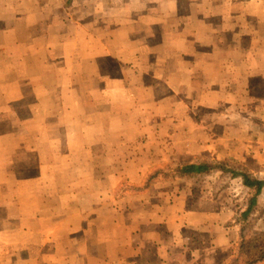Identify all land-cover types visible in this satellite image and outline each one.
Listing matches in <instances>:
<instances>
[{
    "label": "crops",
    "instance_id": "0c3cea01",
    "mask_svg": "<svg viewBox=\"0 0 264 264\" xmlns=\"http://www.w3.org/2000/svg\"><path fill=\"white\" fill-rule=\"evenodd\" d=\"M26 1L0 3V264H237L228 188L177 173L264 140V0Z\"/></svg>",
    "mask_w": 264,
    "mask_h": 264
},
{
    "label": "rangeland",
    "instance_id": "374dc122",
    "mask_svg": "<svg viewBox=\"0 0 264 264\" xmlns=\"http://www.w3.org/2000/svg\"><path fill=\"white\" fill-rule=\"evenodd\" d=\"M2 1H6V0H0V3ZM25 0H14V3H24ZM96 1V2H95ZM94 1V4L89 3L87 4V0H46V2L48 3V5H57V9H60L59 11H57V14H59L60 16H62L63 22H67L69 20H75V19H87L89 16L92 17L94 15H97L100 13L99 12H94L97 11L98 9H96V5L97 4V0ZM38 0H27L25 3L33 6V4H37ZM89 5V7L87 6ZM98 8V7H97ZM94 9V11L92 10ZM61 13V14H60ZM102 15L103 12H101ZM86 15V16H85ZM96 18L98 17H102L99 15L95 16ZM68 47H71V50L68 51V53H70L72 51V49L75 48V45H67ZM48 47L51 49V51L56 53V56L59 54L60 49L62 47H64V44L62 43H56V44H50L48 45ZM53 55V54H51ZM55 56V55H54ZM48 61H50V56L48 53ZM33 62V61H32ZM214 61H208V68H213L215 65H218V62L215 64L213 63ZM226 61H222V65H225ZM102 68L104 66L103 63H101L100 65ZM118 66V65H117ZM106 67V66H104ZM116 67V65H115ZM101 68V69H102ZM248 79H246V77L244 76L243 78L240 79V77L235 78L232 80V90L230 91V93L228 95H230V97L232 99H237L239 101H245L246 99V95L247 93L244 92L243 90H234V88L236 87V89H244V86L247 83L252 82L247 81ZM139 78L137 77V79L132 80V82H138ZM259 84V81L257 82ZM260 85V84H259ZM262 85L260 86L258 93L262 94L264 93L262 90ZM166 89L163 85H160L157 89V91H159L160 93L164 92ZM245 105V104H244ZM210 112V111H209ZM263 114V113H262ZM233 119H237L238 124H234L232 126L233 130H230L229 128H226V126L224 125V127L226 129H224V132H222V145H220L221 148L224 147V149H226V145L228 143V141H230L231 138L236 139L237 137H235V131H237L238 129H243L245 131V128L247 127L246 124H243L242 122H240L241 120H238L239 118L235 117ZM260 119H262L260 117ZM252 131H250L249 134H251ZM231 134V135H230ZM238 134H242L237 133ZM56 137V133L52 134V139ZM240 138L241 141V137ZM51 139V136H50ZM256 139V138H255ZM254 142H256V144H258L259 147H257L258 150H254L253 147L252 149L249 151L250 154L247 156V158H244L243 160H236L233 157L230 156H222V157H210V156H199L196 159H194L193 161H181L180 163L184 164V163H195V162H204V158L208 159L209 161H212L211 163L215 162V161H220V160H228L229 163L232 162H237L239 163L242 167H237L238 170H246L247 172H249L250 174H252L253 176H257V177H261L264 178V140H254ZM208 143V140H207ZM181 146V144H180ZM228 152V151H225ZM220 153H223L220 152ZM192 155V154H191ZM169 165V162L166 164ZM167 167V166H166ZM161 168L162 169V174L167 173L166 169H170V174H172L174 172V170L172 169V166H170V168ZM81 176L85 175V172H80ZM214 177V179L217 181V186L219 187V192L225 190L224 188H228V191H224V194L222 196V199L227 203H230V209H234L238 215L239 213L245 209L249 203L250 200V196L248 193V189L245 188L242 183L241 180L239 179V177H235V178H229L226 177L222 172L220 171H215V172H200V173H193L191 174L190 178L192 180H199V179H204L206 181L204 182H209L210 178ZM209 179V180H208ZM253 217L255 218V224L253 227L260 229V230H264V192L262 191V193L260 194V196L258 197L257 203L253 208L252 211ZM236 244L235 243V247L236 248Z\"/></svg>",
    "mask_w": 264,
    "mask_h": 264
},
{
    "label": "trees",
    "instance_id": "16d2710c",
    "mask_svg": "<svg viewBox=\"0 0 264 264\" xmlns=\"http://www.w3.org/2000/svg\"><path fill=\"white\" fill-rule=\"evenodd\" d=\"M202 161L184 163L176 173L185 175L202 171H220L229 178L239 177L242 185L248 189L250 200L247 207L236 216V221L239 223V233L232 260L237 264H254L264 259V230L253 227L255 218L252 214L258 197L264 189V178L253 176L246 170H238L237 167L242 166L237 162L229 163L228 160L223 159L211 163L212 161L206 158H204V162Z\"/></svg>",
    "mask_w": 264,
    "mask_h": 264
}]
</instances>
